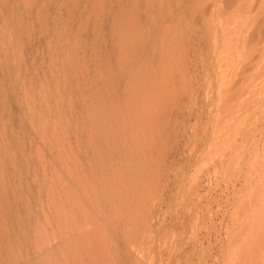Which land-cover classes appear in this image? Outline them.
<instances>
[{
    "label": "rangeland",
    "instance_id": "obj_1",
    "mask_svg": "<svg viewBox=\"0 0 264 264\" xmlns=\"http://www.w3.org/2000/svg\"><path fill=\"white\" fill-rule=\"evenodd\" d=\"M0 264H264V0H0Z\"/></svg>",
    "mask_w": 264,
    "mask_h": 264
}]
</instances>
